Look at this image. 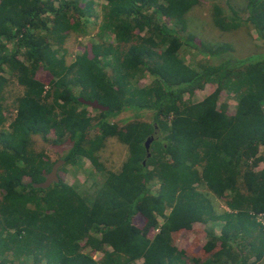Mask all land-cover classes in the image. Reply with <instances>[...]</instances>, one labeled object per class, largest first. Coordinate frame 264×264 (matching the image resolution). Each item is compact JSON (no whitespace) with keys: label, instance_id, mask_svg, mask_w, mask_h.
I'll list each match as a JSON object with an SVG mask.
<instances>
[{"label":"trees","instance_id":"obj_1","mask_svg":"<svg viewBox=\"0 0 264 264\" xmlns=\"http://www.w3.org/2000/svg\"><path fill=\"white\" fill-rule=\"evenodd\" d=\"M199 2L107 0L96 21L93 0H0V264H256L263 257L254 242H264L255 221L264 212V52L238 58L228 43H197L186 15ZM226 2L230 14L214 0V25H246L264 40V0H245L243 14ZM72 33L94 40L78 41L68 63L63 44ZM188 45L206 57L198 68L179 55ZM3 66L23 88L12 106L3 104ZM146 75L151 80L141 84ZM212 80L213 91L184 102ZM223 89L237 92L232 109L219 103ZM125 110L150 111L151 121L108 120ZM33 136L70 145L59 181L47 188L33 184L56 160L35 149ZM109 138L127 147L117 171L99 160ZM79 158L107 172L83 194L61 176ZM217 200L227 210L217 211ZM208 221L222 222L218 234L177 246L182 231Z\"/></svg>","mask_w":264,"mask_h":264},{"label":"rangeland","instance_id":"obj_2","mask_svg":"<svg viewBox=\"0 0 264 264\" xmlns=\"http://www.w3.org/2000/svg\"><path fill=\"white\" fill-rule=\"evenodd\" d=\"M83 1V0H80ZM221 7L224 8L226 13H229V5L226 0H217ZM229 4L237 8L240 14H243L242 9L245 6V0H228ZM104 0H93V15L91 19L97 18L96 21H100L103 12ZM214 0H200L198 4L192 7V9L187 13L188 30L194 33L197 37L196 42L204 41L206 44L212 47L221 46L223 43H228L231 49L232 57L242 58L250 54L264 52V40L257 38L256 33L253 30H249L246 25H242L234 30H222L216 27L212 21L211 13L213 8ZM94 21V20H93ZM110 35V34H109ZM184 37L186 33L183 34ZM112 38V35H110ZM94 40V33H89L85 35H76L75 33L70 34L64 44L63 49L66 50L65 58L69 63L73 60V53L75 51L78 41L88 42ZM12 45L9 44V47ZM64 53V52H63ZM179 55L181 58L193 67L198 68V66L206 61V57L200 52L192 49L190 45L182 47ZM3 74L7 77L8 83L4 89L3 104L5 106H12L15 103L16 97L22 94V86L18 84L16 79L11 76L10 71L3 66ZM151 77L146 75L144 79L141 80V84L148 83ZM216 82L214 80L210 81L201 90H196L193 95H184V102H196L197 100L203 98L206 94L213 91L216 87ZM238 98L237 92L234 90H222L219 95V103L227 104L228 109H232L235 106L236 100ZM264 109V104H263ZM14 113V112H13ZM89 113L91 115H96L97 110H92L89 108ZM152 118V113L150 111H142L141 115L135 117L134 112L130 110L122 111L120 114L114 117H108V120L122 123L124 120H144L150 122ZM158 131L156 132V135ZM34 147L36 150H44L47 155L52 160L63 159L69 149L68 143H58L55 145L47 144L40 140L38 136H33ZM261 151H264V147H261ZM127 147L123 143L119 142L116 138H109L103 149L99 152V160L105 166V169L117 171L122 162L127 156ZM64 165V164H63ZM106 171H99L93 167L88 160L79 158L77 164H67L63 171H61V176L66 183L74 184L75 188L83 194L84 191L91 192L93 185L100 186L104 181L106 176ZM151 190L155 193L157 189V183L152 182L150 184ZM215 205L218 208L217 211L227 210L220 200L215 201ZM256 217V216H255ZM137 224H140V219L136 220ZM260 223V222H259ZM142 224V223H141ZM221 221H208L207 223L195 222L193 224L191 231H182L177 239L176 244L178 247H188L192 242V239H196L197 243H201L206 239V232L219 233ZM261 231L264 233V225L259 224ZM156 231V230H155ZM154 232L151 230L149 235ZM255 232H253L254 234ZM261 237V236H260ZM251 240L247 237L244 241L247 242ZM200 241V242H199ZM240 242H242L240 240ZM260 242V243H259ZM255 247L264 246L261 238L255 240ZM100 253H96V256ZM250 262L255 261V255L251 254L249 258ZM141 259H136L128 264H141ZM256 264H264V252L263 257L256 262Z\"/></svg>","mask_w":264,"mask_h":264},{"label":"water","instance_id":"obj_3","mask_svg":"<svg viewBox=\"0 0 264 264\" xmlns=\"http://www.w3.org/2000/svg\"><path fill=\"white\" fill-rule=\"evenodd\" d=\"M78 101L81 102L84 105L90 106L93 109H98L101 111H106L108 110V106H105L101 103L98 102L97 99H85L83 97H78ZM152 141V136L147 137V139L144 141V147H145V151H146V156L148 157L149 154V146L150 143ZM145 160L143 161L144 164ZM65 163V160L63 159H57L51 169L47 172L43 174L44 179L40 182H36L34 183V187H39V188H47L49 187L52 183L54 182H58L59 178H58V169Z\"/></svg>","mask_w":264,"mask_h":264},{"label":"built area","instance_id":"obj_4","mask_svg":"<svg viewBox=\"0 0 264 264\" xmlns=\"http://www.w3.org/2000/svg\"><path fill=\"white\" fill-rule=\"evenodd\" d=\"M256 221L259 223H261L262 225H264V212H260L256 215L255 217ZM259 223V224H260Z\"/></svg>","mask_w":264,"mask_h":264},{"label":"clouds","instance_id":"obj_5","mask_svg":"<svg viewBox=\"0 0 264 264\" xmlns=\"http://www.w3.org/2000/svg\"><path fill=\"white\" fill-rule=\"evenodd\" d=\"M105 1V3L103 4V6H105L106 4H107V0H104ZM90 19H91V17H90ZM258 214V213H257ZM256 214V215H257ZM255 221H256V219H255ZM257 222V221H256ZM258 223V222H257ZM259 224V223H258Z\"/></svg>","mask_w":264,"mask_h":264}]
</instances>
